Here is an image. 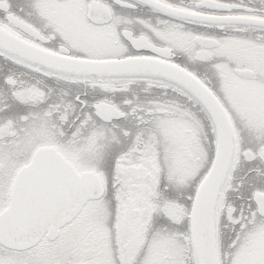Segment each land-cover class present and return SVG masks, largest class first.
Returning a JSON list of instances; mask_svg holds the SVG:
<instances>
[{
	"label": "snow or ice",
	"instance_id": "1",
	"mask_svg": "<svg viewBox=\"0 0 264 264\" xmlns=\"http://www.w3.org/2000/svg\"><path fill=\"white\" fill-rule=\"evenodd\" d=\"M0 264H264V0H0Z\"/></svg>",
	"mask_w": 264,
	"mask_h": 264
}]
</instances>
